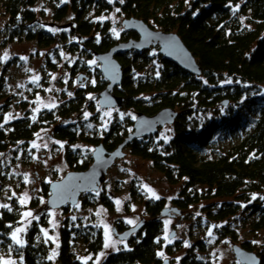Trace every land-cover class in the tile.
Segmentation results:
<instances>
[{
  "label": "trees",
  "instance_id": "trees-1",
  "mask_svg": "<svg viewBox=\"0 0 264 264\" xmlns=\"http://www.w3.org/2000/svg\"><path fill=\"white\" fill-rule=\"evenodd\" d=\"M51 1L54 4L52 24L71 19L62 26H67L69 36L76 40L68 44V50L78 53L79 61L82 58L84 61L95 60V53L107 52L119 42L138 38L134 32L124 31L122 39L115 41L110 35L108 24L84 18L91 10L100 13L119 9L125 19L141 20L153 30L176 34L201 69L200 76L191 75L165 61L155 47L151 49L157 50L161 63L159 75L145 77L134 83L128 74L132 69L139 70L140 65L147 63L146 51H131L115 57L123 70L122 83L114 89L115 95L124 98L121 109L131 110L136 115L142 113L151 116L163 108H171L178 114L172 124L173 136L169 141L151 147L155 134L134 140L126 148L133 157L150 162L151 167L162 174L168 184L180 183L181 189L171 201V208L165 207L164 199L145 201L144 211L148 219H144L142 227L125 240L129 248L109 254L100 264H161L160 251L172 256L181 249L179 241L163 245V219L179 216L174 215L172 210L179 211L181 216L189 207L202 202L207 203L202 212L210 224H222L238 217L243 210L241 205L247 204L256 209L258 214V219L252 224L253 230L263 231L264 208L250 203H253L252 200L257 203L256 198L264 194V0H123V3L120 0ZM34 7L35 0H4L2 11L7 20L2 33L5 42L24 40L40 47L65 42L67 38L64 34L54 35L44 29L46 24L42 22L43 15ZM129 58L132 60L128 62ZM136 61L141 64L136 65ZM77 70H86V66ZM79 76L81 82L78 81ZM79 76L77 82L82 84V79L86 78L82 74ZM95 76L98 79L97 86L79 88L74 98L68 99L58 108L41 111L34 120L25 114L0 128V153L17 146L26 147L46 126H52L53 139L67 144L75 142L78 136L71 129L72 124L65 123L66 126H62L58 121L68 122L76 119L83 110L93 112L97 109L93 98L97 99L107 81L100 67L96 68ZM225 101H228L224 106L225 114L206 120L198 129L189 130L193 114L203 117L202 112H210L211 108ZM238 101V108H232ZM123 122L126 127H122L120 122H112L101 141L100 137L85 141L94 148L103 144L107 151H112L133 131L131 120L127 118ZM220 135H239V140L227 152L208 157L206 152ZM77 152L67 145L64 147L69 172L85 171L92 163L91 157L79 163L81 156ZM49 185L42 184L39 192L47 200L50 196ZM104 186L105 183L99 189ZM95 193H83L79 197V205L90 207L99 203L111 211L113 204L109 196L102 192L98 201H94L91 197ZM13 205L11 211L0 212V245L5 248L11 246L8 235L21 215L20 205L15 202ZM30 207L34 208V205ZM60 209L66 212L71 208L65 205ZM165 210H171V215L162 216ZM33 225L21 249L23 263L49 264L45 259L48 248L34 241L45 222L42 219ZM130 228L119 221L113 225L114 231L119 234ZM67 229L63 225L60 231L57 263L82 264L73 258V232ZM88 230L89 234L81 237L87 253L94 255L102 249L103 233L94 226H89ZM218 233L230 239L233 245L253 252L259 258V264H264V252H256L247 241L237 243L229 223L222 225ZM197 245L198 250H204L202 243L198 242ZM178 264L211 263L199 260L190 251L181 257Z\"/></svg>",
  "mask_w": 264,
  "mask_h": 264
},
{
  "label": "rangeland",
  "instance_id": "rangeland-1",
  "mask_svg": "<svg viewBox=\"0 0 264 264\" xmlns=\"http://www.w3.org/2000/svg\"><path fill=\"white\" fill-rule=\"evenodd\" d=\"M3 2L4 0H0V128L5 127L13 120L24 117L25 114L34 120L41 111L54 110L68 99L74 98L75 92L79 88L97 86L98 79L95 75L96 68L99 69L100 67L98 61L94 59L84 61L83 58L79 61L80 55L78 53L69 52L68 44L76 40L69 36L67 26L62 25L71 19L67 18L57 25L52 24L54 4L51 0H35L34 7L37 12H41L43 15L41 19L46 24L43 26L44 29L54 35L64 34L67 38L65 42L59 41L50 47H40L34 42L24 40L6 43L2 33L7 20L2 11ZM84 18H89L95 23L108 24L110 35L115 41H119L124 35L122 22L125 18L117 9L100 13L91 10ZM131 60L129 58L128 62ZM146 60L145 65H140L141 63L136 61L135 64L140 65V69H132L128 74L134 83L143 80L145 77L159 75L161 63L157 50H147ZM93 61L95 63H92ZM82 66H86V70L78 71L77 69ZM88 71L89 73H87ZM81 74L86 78V80L82 79V84L81 81L77 82V77ZM36 77L39 79L37 80ZM69 93L72 95L69 96ZM93 101L97 108L95 111L83 110L76 119L62 123L58 121L62 126H66L67 123L72 124L71 129L78 136L75 142L67 144L53 139L51 137L52 126H46L39 130L26 147L17 146L0 153V205L7 204L13 209L15 202L21 207L19 222L8 235L11 246L5 248L0 245V264H3L4 261L24 264L21 252L24 246L20 247L13 242L12 232L17 228L24 227L25 231L19 234V238L24 241L25 245L27 232L34 226V223L42 219L45 226L39 228L34 241L35 244H42L48 248L45 259L49 261V264H58L60 231L63 225H66L68 231L73 232L71 252L74 255V260L82 264H100L109 254L129 248L128 242L119 240L114 234V223L119 221L123 222L124 226L134 227L141 220L148 219L144 211L145 201L164 199L165 207L171 208V201L179 195L180 183L168 184L164 176L151 167L150 162L133 157L130 150L125 148L123 150L125 157L116 160L114 165L107 170L105 186L91 197L92 200L98 201L100 195H103L102 192L109 196L113 204L111 211L106 210L99 203L90 207L78 203L75 206H70L71 209L66 212L60 208H46L47 199L39 195L41 185L60 181L69 173L64 157V147L67 145L73 151L78 150L79 153L77 152V154L81 156L78 162L81 163L91 157L94 151V147L88 144L86 139L100 137L101 141L104 132L112 122H120L122 127H126V123L123 122L124 119L128 118L133 122L135 120L133 117L136 118V114L131 110L101 109L98 107V101L95 97ZM242 101L243 98L240 103ZM238 106L239 101L234 103L232 108L237 109ZM201 114L203 117H199L197 114L190 117L189 130L198 129L206 120L225 114V109L220 103L211 108L210 112L204 111ZM172 136V125L160 128L155 138H152L151 147L169 141ZM238 140L239 135L231 137L220 135V138L208 149L206 154L208 157H214L219 153H225ZM33 145L36 146L33 147ZM25 176L28 177L27 181ZM25 194H27L26 197ZM21 199H25L24 204L20 203ZM256 199L257 203L252 200L253 203L250 204L264 208V194ZM206 204V202H202L189 207L181 216L163 219V234L161 236L163 245H170L174 241H179L181 249L172 256L160 251L163 254L159 255L161 262L169 260V264H178L181 257L191 251L199 260L209 261L211 264H240L235 260L232 253L233 242L228 238H223L218 233V230L225 223L230 224L237 243L247 241L256 252H264V230L256 232L252 228V224L258 219L256 209H252L247 204H242L241 209L243 210L238 217L224 221L222 224H210L206 222V217L202 212V208ZM30 205H34V208ZM2 210H8V208L0 207V212ZM28 211H31L33 217H38V219L24 217L23 213ZM128 221H132V223L130 224ZM89 226L100 228L103 233L102 249L94 255L87 253L86 244L81 237L89 234ZM106 230L107 237L105 235ZM45 231L47 236L44 235ZM172 231L175 232L176 236L169 239L168 235ZM209 232L212 233L211 236L208 235ZM106 240L109 243L107 248L104 246ZM198 242L202 243L203 251L198 250ZM186 244L188 246H185Z\"/></svg>",
  "mask_w": 264,
  "mask_h": 264
},
{
  "label": "water",
  "instance_id": "water-1",
  "mask_svg": "<svg viewBox=\"0 0 264 264\" xmlns=\"http://www.w3.org/2000/svg\"><path fill=\"white\" fill-rule=\"evenodd\" d=\"M124 31H131L137 35V39H129L119 42L104 53H95V60L100 64V72L107 81L106 87L98 95V105L101 109L120 108L124 98L115 95L114 89L119 87L123 80V70L115 58L131 51L142 52L151 48H158V53L163 59L181 70L200 76L201 69L197 65L195 58L185 47L181 39L174 33L156 31L148 27L143 21L134 18L125 19L122 22ZM81 77H78V81ZM228 101L222 103L226 106ZM177 112L171 108H163L155 114L148 116L142 113L136 115L133 121V131L127 134L126 138L112 151H107L103 144L94 148L91 154L92 163L85 170L80 172H69L60 181H54L49 185L50 196L47 200V208L58 209L65 205L75 206L79 197L83 193L97 192L105 181L107 170L114 165L116 160L125 157L123 150L134 140L146 138L157 134L158 130L166 125H172L177 118ZM171 210L162 212V216H170ZM174 215L181 213L172 210ZM144 220L136 226L119 234L114 231L116 237L127 240L132 234L142 227ZM176 236L172 231L169 239ZM232 253L240 264H259V258L253 252H247L237 245H233ZM161 264H169V260H164Z\"/></svg>",
  "mask_w": 264,
  "mask_h": 264
},
{
  "label": "snow or ice",
  "instance_id": "snow-or-ice-1",
  "mask_svg": "<svg viewBox=\"0 0 264 264\" xmlns=\"http://www.w3.org/2000/svg\"><path fill=\"white\" fill-rule=\"evenodd\" d=\"M120 2L121 3H123V0H120ZM117 11H119V9H117ZM113 31L115 32V29H113ZM117 35H118V33H116ZM92 63H95V61H93ZM36 79L38 80L39 79V77H36ZM229 83H231V81H228ZM92 83H95V81H92ZM50 90V89H49ZM72 94L71 93H69V96H71ZM90 99L92 98V97H89ZM53 107H55V105H52ZM85 115H87V114H85ZM133 119H135V117H133ZM36 145H33V147H35ZM46 146V145H45ZM27 179H28V177L27 176H25V180L27 181ZM149 191H151V189H149ZM153 195L155 196V193H153ZM27 196V194H25V197ZM157 199H159V197H156ZM20 203L21 204H24L25 203V199H21L20 200ZM117 203H119V201H117ZM0 207H2V208H8V210L9 211H11V208L7 205V204H2V205H0ZM23 216L24 217H33V213L31 212V211H28V212H25V213H23ZM34 219H38V217H33ZM73 219H75V217H73ZM29 223H30V221H29ZM128 223H132V221H128ZM55 226V225H54ZM9 227H11V226H9ZM25 231V228L24 227H21V228H17V229H15L13 232H12V240H13V242L15 243V244H17V245H19L20 247H23L24 246V241L22 240V239H20L19 238V234L20 233H23ZM42 231H44V230H42ZM44 235L45 236H47V232L45 231L44 232ZM105 235H106V237H107V235H108V233H107V230H106V232H105ZM208 235L209 236H211L212 235V233L211 232H209L208 233ZM167 238V237H166ZM105 248H107V247H109V243L107 242V240H106V243H105ZM185 246H188L187 244L185 245ZM53 255H55V253H53ZM101 255H103V253H101ZM159 255H163L162 253H159ZM49 259H52V257H49ZM3 264H15V262L14 261H4L3 262Z\"/></svg>",
  "mask_w": 264,
  "mask_h": 264
}]
</instances>
